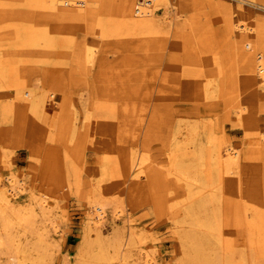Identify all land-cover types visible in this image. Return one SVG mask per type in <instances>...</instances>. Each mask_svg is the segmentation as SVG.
<instances>
[{
  "label": "rangeland",
  "instance_id": "obj_1",
  "mask_svg": "<svg viewBox=\"0 0 264 264\" xmlns=\"http://www.w3.org/2000/svg\"><path fill=\"white\" fill-rule=\"evenodd\" d=\"M144 2L137 14L138 0H0V181L15 176L12 202L35 207L37 226L15 225L29 255L2 247L0 264H104L103 249L131 232L127 264H145L146 250L155 264H264L263 238L252 245L247 226L264 232V199L228 201L209 161L211 147L236 148L232 177L262 181L264 194V87L251 73L264 52V0ZM231 11L251 20V37L232 31ZM179 145L185 182L167 175ZM130 152L145 159L139 180ZM214 215L221 230L196 223Z\"/></svg>",
  "mask_w": 264,
  "mask_h": 264
},
{
  "label": "bare ground",
  "instance_id": "obj_2",
  "mask_svg": "<svg viewBox=\"0 0 264 264\" xmlns=\"http://www.w3.org/2000/svg\"><path fill=\"white\" fill-rule=\"evenodd\" d=\"M141 0H138V3H137V9H136V12L137 14H144V12L147 11V5L145 4L144 0H142V2H140ZM221 2V1H220ZM224 5H226V3H224ZM235 7V6H234ZM238 7V6H237ZM242 7H240L241 9ZM239 9V8H238ZM231 10V9H230ZM234 10V9H233ZM250 12H252L250 10ZM228 13V12H227ZM254 13V12H253ZM251 14V13H250ZM227 16V15H226ZM225 16V17H226ZM251 16V15H250ZM249 16V17H250ZM252 17V16H251ZM251 19V18H249ZM254 20V19H253ZM227 21V20H226ZM249 21V20H248ZM244 19H241L240 17L236 16L235 15V12L231 11L229 12L228 14V24L230 26V28L232 29L233 32H239L241 35H246L248 37H251L254 32H255V29L254 27L252 26L251 24V20H250V23ZM256 22V21H255ZM230 29V30H231ZM229 31V30H228ZM233 34V33H232ZM257 36V34H256ZM260 39V42H264V39L263 37H258ZM244 39V38H243ZM253 39V38H252ZM250 40H247V41H242L244 42L245 44L246 43H249ZM242 42L240 41V43L242 44ZM243 45V44H242ZM87 47V45H86ZM88 50V49H87ZM84 51H86V49H84ZM95 51V50H94ZM88 52V51H86ZM90 52V51H89ZM88 52V53H89ZM82 55H86V54H82ZM89 55V54H88ZM87 56V55H86ZM92 56V55H91ZM81 57V56H80ZM79 58V57H78ZM94 58V57H93ZM80 59V58H79ZM87 59V58H86ZM85 59V60H86ZM81 61V60H80ZM257 63L255 65V67L251 70V73H255V75L258 77V80L257 82L261 83L262 86L264 87V52H261L260 55L258 56V59L256 60ZM1 67V66H0ZM1 69V68H0ZM3 70V69H2ZM4 71V70H3ZM2 72V71H1ZM5 72V71H4ZM6 73V72H5ZM2 76V75H1ZM4 77V76H3ZM2 78V77H0ZM261 88V87H260ZM261 91V90H260ZM50 95L53 96V92H50ZM5 103V102H4ZM5 109V108H4ZM7 110V108H6ZM240 113H238V116H240L241 114V111H239ZM262 135H264V132H262ZM213 136V135H212ZM213 138V137H212ZM216 139V137H214ZM213 138V140H214ZM177 137L175 138V143L178 144V141H177ZM184 141V140H183ZM211 141V139H210ZM215 141V140H214ZM213 146V145H212ZM221 146V145H220ZM261 146H264L263 144ZM211 159H209V161H212L211 163V168H213V182L211 183L213 186L214 183L216 181H219L218 184H220L222 182V178L223 176L225 177V180H224V184L226 186L224 192H225V195L228 197V201H232L234 203H236L235 201H239L241 202V200H245V202H249L250 204H254V203H257L258 205L259 204V200L260 199H264V194L262 195V191H261V188H260V185H261V182L260 184L259 183H255V179H245L243 182L241 180V178L238 176L236 177H232V174H233V168L237 167L239 168L240 167V153H239V150H237L236 148L232 147V146H227L226 148L224 147H211ZM189 149V148H188ZM181 150V151H180ZM139 152V151H138ZM259 154L261 152V147H259L257 149V151ZM139 154V153H138ZM143 154V153H142ZM184 154L185 152L182 151L180 145L176 147V149H172L169 151V158L171 160V168L168 169V172H167V175L168 176H172L173 179H175V181H180V182H183L185 179H187V181L190 179V177L188 176V170L190 169V164L187 163L186 164V161H184ZM134 155V154H133ZM141 155V154H140ZM144 155V154H143ZM106 156V155H105ZM135 156V155H134ZM131 155V152L130 154L125 158L127 159L126 160V163H127V167H128V170L131 172V177L134 178V179H141L142 176H144V173H145V170H144V166H145V159H143L144 157H142L140 159V156L139 158H136ZM187 156V154H186ZM197 158L202 159L201 157L203 156V153L202 152H197ZM147 157V156H145ZM261 157V156H260ZM112 160V159H110ZM196 161V160H195ZM204 161V160H203ZM200 162V161H198ZM202 164V163H201ZM199 164V165H201ZM204 165V163H203ZM260 165V164H259ZM258 165V166H259ZM210 167V165H209ZM260 168V167H258ZM166 169V170H167ZM212 170V169H211ZM240 170V168H239ZM251 170V169H250ZM257 170V168H256ZM252 171V170H251ZM254 171V170H253ZM252 171V172H253ZM129 172V173H130ZM105 173V172H104ZM190 173V172H189ZM240 173V172H239ZM250 173V171H249ZM253 174V173H252ZM146 175V173H145ZM15 177V176H14ZM14 177H10L9 178V181L11 184H4L3 182L0 181V251H1V248L2 247H6L10 252H12L13 254H16V255H20V254H26V251L28 250V247H26L27 249L24 250L19 242L17 241L18 238L16 237V234L15 236L13 235V228L16 226H18L19 228L22 227L23 229H25L26 231H29V230H34L35 231V228L37 226H35V218H36V212L34 209H36L35 207H27V208H18L16 207V205L12 202V199H13V196H15L17 193H16V188L14 187L15 185V178ZM247 177V176H246ZM170 178V177H169ZM171 179V178H170ZM136 180V181H137ZM262 180V179H261ZM122 185L126 182V180H123L122 181ZM135 182V181H134ZM141 182V181H140ZM140 182H136V183H140ZM185 182V181H184ZM174 183V182H173ZM179 183V182H177ZM126 184V183H125ZM133 184V183H132ZM135 184V183H134ZM141 184V183H140ZM188 184V182L185 183V187L186 185ZM223 184V185H224ZM209 185V183H208ZM131 187V186H130ZM133 187V186H132ZM188 187V186H187ZM206 187V186H205ZM262 187V186H261ZM219 188V187H218ZM264 189V188H263ZM131 190V189H130ZM137 190V189H136ZM132 191V190H131ZM131 191H130V194H131ZM127 192V191H126ZM224 192H222L220 189L216 190L215 193H213L214 195L212 196V200H221L222 198V195L224 194ZM129 193V192H128ZM222 194V195H221ZM189 195V193H188ZM262 195V196H261ZM194 196V195H193ZM191 197V196H189ZM221 198V199H219ZM189 200V199H188ZM208 200V199H207ZM235 200V201H234ZM203 201V200H202ZM46 202V201H45ZM114 202V201H113ZM117 202V201H116ZM114 202V203H116ZM206 202V201H205ZM204 203V202H203ZM248 203V204H249ZM117 204V203H116ZM200 204V203H199ZM247 204V203H246ZM15 205V206H14ZM96 205V208H97V211H98V217H99V220L98 221H101V219H104V213L106 212L105 211V205L104 203H97L95 204ZM35 206V205H34ZM44 205H42L43 207ZM209 206V205H208ZM244 206V204H243ZM24 207V206H23ZM191 207V209H190ZM185 209H190L187 211V216H190V217H193L195 214H196V211H194V204L193 202H189L188 205H185L184 206ZM255 208V207H254ZM45 209V208H43ZM199 210V209H198ZM222 210V208H221ZM259 211V209H258ZM45 212V211H44ZM123 212V208L121 206H117V210H116V214L119 216L120 213ZM204 212V211H203ZM260 213V212H259ZM215 214V212H214ZM240 215H241V212L239 211L238 212V218H239V221H241V218H240ZM261 215V214H259ZM263 215V214H262ZM206 216V215H204ZM243 219V218H242ZM96 221L97 225L99 224V222ZM104 221V220H103ZM222 220L220 218V216L216 217L215 215L211 218V220H209L206 224L202 221H200L199 219H197L196 223L200 224V225H204L205 227H207V229L210 231H214L216 229H220L221 227V223ZM258 222V221H257ZM52 223V222H51ZM103 223V222H102ZM101 223V224H102ZM195 224V223H194ZM248 228H249V231L251 233V242H252V245H254L256 243L257 245V239H256V235L257 236H260L263 238L262 242H263V247H264V232H263V227H259L257 228V223L256 221L254 220H249L248 221ZM97 229L99 230V235L101 234V231L99 229V226L97 227ZM96 229V230H97ZM43 230V229H41ZM38 231V230H37ZM20 232V231H19ZM31 232V231H29ZM98 233V232H97ZM18 235V234H17ZM98 235V236H99ZM19 237L21 236L18 235ZM27 236V235H26ZM29 236V235H28ZM35 236V235H34ZM38 236H39V240L38 241H35L37 244V247H36V250L39 252L40 249L44 247V244L46 242V236L43 232H39L38 233ZM37 236V237H38ZM49 236V235H48ZM138 237V236H137ZM17 238V240H16ZM23 238V237H22ZM121 237H117L116 239H114L113 242H110V244L108 245V248H105L103 249V253L101 254V259L104 260V264H127L129 262L128 258L130 256H127L126 253H123L122 252V245H125L126 241L128 240L127 242V245H131L133 243H135V238L134 237V234L131 232V235L129 237V239H127L124 243H122L124 240L123 238L120 239ZM28 240V239H27ZM37 240V239H35ZM123 240V241H121ZM137 240V239H136ZM140 240V238H139ZM29 241V240H28ZM27 241V242H28ZM48 241V240H47ZM105 241V240H104ZM142 240H140L139 242H141ZM256 241V242H254ZM24 242V241H23ZM22 242V243H23ZM109 242V241H108ZM137 242V241H136ZM231 242V241H230ZM30 243V242H29ZM34 243V245L36 244ZM142 243V242H141ZM101 244V242H100ZM103 244V243H102ZM101 244V246L103 247V245ZM25 245V243H24ZM29 245V244H28ZM31 245V244H30ZM29 245V246H30ZM33 245V246H34ZM23 246V245H22ZM26 246V245H25ZM24 246V247H25ZM32 246V245H31ZM36 246V245H35ZM47 246V245H46ZM146 246V245H145ZM95 247V246H94ZM110 247L112 250H110ZM223 247V246H222ZM50 248V247H49ZM34 249V248H33ZM32 249V250H33ZM47 249V248H46ZM99 249H101L99 247ZM144 248H142L143 250ZM3 250V248H2ZM8 250L7 253L9 252ZM145 250V249H144ZM98 251V250H97ZM147 251V250H146ZM140 251V254L142 256H144V258L146 259L144 262L145 264H155V259L152 258V256H150L147 252L149 251ZM2 252V251H1ZM32 253V252H31ZM43 253V252H42ZM28 254V253H27ZM26 254V255H27ZM92 254V253H91ZM94 254V253H93ZM92 254V255H93ZM96 254V253H95ZM94 254V255H95ZM130 254V253H129ZM29 255V254H28ZM12 256V254L10 255ZM9 256V257H10ZM14 256V255H13ZM25 256V255H24ZM96 257V256H95ZM20 258V257H19ZM26 258V256L24 257ZM34 258V257H33ZM94 258V257H93ZM11 259V258H10ZM29 260V257L26 258ZM13 261H16L17 262V259L16 260H12L10 261L11 263ZM20 261V260H19ZM22 261V260H21ZM26 261V263L28 262L27 260H24ZM90 261H91V258H90ZM96 261V260H95ZM102 262V263H103ZM33 263V260L30 261L28 264H32ZM98 263V262H97ZM241 263V262H240ZM246 262L244 261V264ZM9 264V263H8ZM256 264V263H255Z\"/></svg>",
  "mask_w": 264,
  "mask_h": 264
},
{
  "label": "built area",
  "instance_id": "obj_3",
  "mask_svg": "<svg viewBox=\"0 0 264 264\" xmlns=\"http://www.w3.org/2000/svg\"><path fill=\"white\" fill-rule=\"evenodd\" d=\"M140 2H142V0Z\"/></svg>",
  "mask_w": 264,
  "mask_h": 264
}]
</instances>
